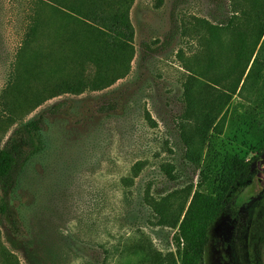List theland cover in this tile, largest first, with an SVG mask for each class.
<instances>
[{"label": "rangeland", "instance_id": "1", "mask_svg": "<svg viewBox=\"0 0 264 264\" xmlns=\"http://www.w3.org/2000/svg\"><path fill=\"white\" fill-rule=\"evenodd\" d=\"M56 2L65 3L0 0V147L19 124L50 111L35 135L39 149L11 195L12 213L0 211V242L19 264H130L141 259L140 254L127 253L139 242L163 255L175 251L174 230L157 224L158 216L145 202L147 188L158 199L171 201L173 194L178 204L191 183V195L198 187L202 170L214 177L227 153L249 160L264 145V66L261 75L246 78L257 53L260 61L254 71L264 63V46L260 52L258 46L219 118L220 132H210L206 140L200 166L185 159L179 128L189 72L185 65L195 66L210 35L208 27L196 26L197 21L205 18L217 26L216 59L209 74L222 76L235 62L233 46L240 43L239 36L249 52L253 47L264 24V0H223L227 17L220 25L214 20L219 13L213 0H132L135 34L125 64H110L98 77L99 65L86 59L81 69L67 63L56 73L46 71L26 80L23 69L30 52L45 55L58 47L61 23L48 27L47 37L41 31L21 52L34 16L48 15ZM228 18L232 21L227 26ZM245 65L243 61L232 71V79ZM77 69L88 87L50 94L59 77L68 71L77 75ZM13 73L21 76L17 87L39 93L37 103L14 105L16 90L5 96ZM55 106L58 109L51 112ZM102 106L108 108L101 110ZM169 164L175 165L174 180L164 170ZM250 190L247 187L239 201L246 202ZM229 213L226 210L210 226L204 264H248V233L241 234L237 226L228 241L233 225Z\"/></svg>", "mask_w": 264, "mask_h": 264}, {"label": "trees", "instance_id": "2", "mask_svg": "<svg viewBox=\"0 0 264 264\" xmlns=\"http://www.w3.org/2000/svg\"><path fill=\"white\" fill-rule=\"evenodd\" d=\"M64 1V5H59L57 2L56 5L51 4V11L48 15L34 16L33 25L27 34L25 47L21 48V52L28 50V43L36 40L41 31L47 37L48 27L51 25L61 23L62 30L59 29V34H57L58 39L55 44L57 48L51 47L45 55L43 51L42 54H38V51L30 52L32 56L28 57L23 69L24 74H27L26 80L46 71L56 73L62 65L67 63H75L76 68L81 69L86 59H92L99 65L98 77H101L105 67L110 64L115 66L119 61L125 64L128 55L132 53L131 43L135 34L130 18L132 0ZM213 5L219 13L214 20L220 25L227 17L222 9L224 2L213 0ZM177 8L178 6L172 11L173 18L176 16ZM174 21L176 22V18ZM227 21L228 26L232 19L228 18ZM196 26L201 29L208 27L210 35L202 57L199 55L194 59L195 66L185 65L189 72L183 83L184 109L179 115V128L186 146L185 159L198 168L210 132H220L218 128L220 116L227 110L233 95L237 92L242 76L258 46V52L264 46V24L250 52L245 38L239 36L240 43L233 46L236 51L235 62L232 68L222 76L209 74L210 68L215 64L214 59H216L214 44L218 37V32L215 30L217 26L205 18L199 19ZM172 37L171 33V39ZM26 54L28 53H25V56ZM37 54L39 58L37 56L34 58ZM203 61L204 64H202ZM243 61H246V65L242 74L236 80L232 79V71ZM259 61V53H257L246 78L261 75L264 63H259L260 65L254 71V66ZM20 77V74L13 73L9 92L5 93V96L8 97L7 95L16 90L14 105L23 107L30 106L34 101L37 103L39 93L17 87ZM62 77H59L49 88L50 94L64 91L78 92L89 86L87 79L78 69L77 75L68 71L66 76ZM220 85L225 88H220ZM106 108L108 107L102 106L101 110ZM55 109H58V106H55L51 112H55ZM48 113L50 111L19 124L4 145L0 147V211L5 215L12 213L11 195L18 177L39 149L35 135L43 129L44 119ZM262 149L264 145L259 150ZM257 157L258 155L247 160L239 154L227 153L222 160L219 174L211 177L202 170L198 187L191 195L194 188V184L191 183L184 201L178 204L175 203L173 194H171V201L169 197L158 199L147 188L145 202L158 216L157 224L169 225L174 230L173 239L176 250L163 255L159 250L145 246L143 242L132 244L127 253L140 254L141 259L130 264H178L179 261L181 264H204L203 256L210 240V226L223 215L227 208L233 206L239 195L250 185L254 177L252 166ZM164 170L170 179H176L174 164L165 166ZM204 185H207V188H203ZM0 259L2 264H9V262L19 264L18 259L1 242Z\"/></svg>", "mask_w": 264, "mask_h": 264}, {"label": "flooded vegetation", "instance_id": "3", "mask_svg": "<svg viewBox=\"0 0 264 264\" xmlns=\"http://www.w3.org/2000/svg\"><path fill=\"white\" fill-rule=\"evenodd\" d=\"M263 150H259L258 156ZM260 169L257 157L252 166L254 177L248 186L251 190L247 201L242 202L237 198L233 206L227 208L231 211L228 215L233 217L228 241H232L237 226L241 234L248 233V264H264V190L258 178Z\"/></svg>", "mask_w": 264, "mask_h": 264}, {"label": "water", "instance_id": "4", "mask_svg": "<svg viewBox=\"0 0 264 264\" xmlns=\"http://www.w3.org/2000/svg\"><path fill=\"white\" fill-rule=\"evenodd\" d=\"M258 162L261 167L260 171L258 172V178L260 181V185L262 189L264 190V150L258 156Z\"/></svg>", "mask_w": 264, "mask_h": 264}]
</instances>
